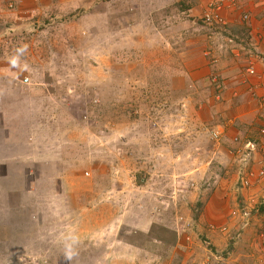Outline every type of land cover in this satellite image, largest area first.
<instances>
[{
  "label": "rangeland",
  "instance_id": "1",
  "mask_svg": "<svg viewBox=\"0 0 264 264\" xmlns=\"http://www.w3.org/2000/svg\"><path fill=\"white\" fill-rule=\"evenodd\" d=\"M11 1L0 264H224L232 226L199 218L259 206L242 194L253 166L218 68L236 39L205 22L211 0H44L17 15Z\"/></svg>",
  "mask_w": 264,
  "mask_h": 264
},
{
  "label": "crops",
  "instance_id": "2",
  "mask_svg": "<svg viewBox=\"0 0 264 264\" xmlns=\"http://www.w3.org/2000/svg\"><path fill=\"white\" fill-rule=\"evenodd\" d=\"M7 1L0 0V10L7 5ZM15 2L19 6L15 10L16 15L18 12H22L21 9L24 7L29 8V11H31L32 3L36 5L44 4V0H15ZM244 11L250 13V19L247 21L240 19ZM224 15L229 23L227 30L230 31L231 29L233 31L236 45L228 52L229 54H225L227 56L224 61L225 64H220L218 68L223 78L225 91L229 93L227 102L234 106H241L234 121L231 122L236 124L234 126L236 129L244 133L245 140L250 139L259 142L258 127L261 126L262 122L260 99L264 94V5L247 4L240 7L239 10L225 12ZM207 48L209 47L207 46ZM207 48L198 50L209 55L212 50L209 51ZM252 57L255 61L258 76H251L247 72ZM241 128H244V130ZM247 132L249 133L247 134ZM259 156L258 146L250 154L251 165H254V161ZM256 167L257 164L251 168L255 169ZM23 190L24 188L21 187L16 191L13 190L20 200L25 199V193H28V191ZM241 190L245 202L249 201V204L259 206L258 211L261 212L250 213L248 216L250 224L243 230L239 238H236L237 229L241 227L242 222L245 220L242 214L237 216L236 213H226V215L225 213H211L210 215L207 213V215L204 214L202 218H199L198 227H200V222L203 221V218L205 219V216H208L209 220L219 218L220 220L222 218L223 221L226 220L232 227L222 237L223 246H228L227 255L221 257L222 262L224 264H262L264 262V178L256 186L251 188L241 187ZM219 208L226 210L225 206ZM208 232L213 234L212 230ZM212 237H217V235H212ZM216 250L218 251V249ZM212 254L214 255V252Z\"/></svg>",
  "mask_w": 264,
  "mask_h": 264
},
{
  "label": "built area",
  "instance_id": "3",
  "mask_svg": "<svg viewBox=\"0 0 264 264\" xmlns=\"http://www.w3.org/2000/svg\"><path fill=\"white\" fill-rule=\"evenodd\" d=\"M14 1L15 0L11 1V3H10L11 7L14 6ZM238 1L239 0H212L208 4L207 10L204 13L205 22L208 25L216 26V27H221V26L226 25L227 20H226V17L224 15V11L235 9L237 7ZM247 1L256 2V3H259V2L264 3V0H247ZM244 18L248 19L249 15L245 14ZM247 72L251 76H258L254 60H250V63L247 67ZM25 82H29L28 77L25 79ZM260 109L262 112V123H261V126L259 128V133L261 136H263V138L261 137L259 142L258 141H252V140L248 139V140H246L245 144L242 145V147H240V149L238 148V151L243 156L242 161L244 163H247V164L248 163L251 164V162H252V160H250L251 152L255 151L258 148V146H260V151H261V155L259 156V158L254 161L255 162L254 165L257 164V167L255 169L250 168L249 170L242 173V176L240 177V185L242 188L254 187L257 185V183L260 182V180H262L264 178V94L261 96V99H260ZM223 132L224 131H221V130H215L213 132V139L220 140ZM235 140L238 141L239 138L236 137ZM247 152H249V153H247ZM245 153H247V154L244 155ZM254 165H252V166H254ZM243 215L245 217V220L243 221L242 226L239 227V229L237 230L236 238H239L241 236V233L243 232V230L245 228H247L250 224V222L248 220V216L250 215V213L246 212V213H243ZM213 228H214V226H213ZM223 230H225V232H228V230L226 228H223ZM262 264H264V262Z\"/></svg>",
  "mask_w": 264,
  "mask_h": 264
},
{
  "label": "clouds",
  "instance_id": "4",
  "mask_svg": "<svg viewBox=\"0 0 264 264\" xmlns=\"http://www.w3.org/2000/svg\"><path fill=\"white\" fill-rule=\"evenodd\" d=\"M211 1H212V0H211ZM239 1H241V0H239ZM242 1H244V2H246V3H248V4H250V5H251V3H254V5H256V4H258V5H264L263 2L256 3V2H249V1H247V0H242ZM235 9H237V7H236ZM235 9H233V10H235ZM233 10H227V11H224V13H225V12H228V11H233ZM245 14H248V15H249V18H248V19H245V18L243 17V20L247 21V20L250 19V13L247 12V13H244V15H245ZM226 20H227V19H226ZM227 24H228V20H227ZM227 24H226V25H227ZM226 25L221 26V27H217V28H225ZM215 27H216V26H215ZM250 60H254L253 57H252ZM249 63H250V61H249Z\"/></svg>",
  "mask_w": 264,
  "mask_h": 264
},
{
  "label": "water",
  "instance_id": "5",
  "mask_svg": "<svg viewBox=\"0 0 264 264\" xmlns=\"http://www.w3.org/2000/svg\"><path fill=\"white\" fill-rule=\"evenodd\" d=\"M3 32V27L0 25V35Z\"/></svg>",
  "mask_w": 264,
  "mask_h": 264
},
{
  "label": "trees",
  "instance_id": "6",
  "mask_svg": "<svg viewBox=\"0 0 264 264\" xmlns=\"http://www.w3.org/2000/svg\"><path fill=\"white\" fill-rule=\"evenodd\" d=\"M214 27V26H213Z\"/></svg>",
  "mask_w": 264,
  "mask_h": 264
}]
</instances>
